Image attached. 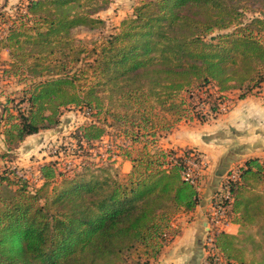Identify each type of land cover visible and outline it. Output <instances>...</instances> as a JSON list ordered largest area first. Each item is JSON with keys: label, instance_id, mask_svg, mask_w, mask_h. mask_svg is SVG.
I'll return each mask as SVG.
<instances>
[{"label": "trees", "instance_id": "16d2710c", "mask_svg": "<svg viewBox=\"0 0 264 264\" xmlns=\"http://www.w3.org/2000/svg\"><path fill=\"white\" fill-rule=\"evenodd\" d=\"M250 1L142 0L117 33L96 44L85 85H80L83 70L63 69L34 86L27 114L19 111L3 134L5 146L17 149L30 136L55 128L62 110L71 106H85L121 127L141 128L144 122L148 127V103L177 113L180 123L206 122L205 102L218 115L230 92L238 91L242 99L264 84V0H252L261 7L249 18L244 4ZM109 4L30 0L23 7L32 25L11 27L0 44L14 58L13 68H27L42 78V64H27L19 51L29 47V56L61 54L73 43L75 29L106 25L95 16ZM211 88L214 93H208L206 101L202 95ZM136 108L140 123L130 114ZM7 111L5 107L2 119ZM75 136L79 149L87 153L103 141L107 129L92 123ZM132 138L139 141L138 136ZM154 150L146 144L136 156L125 151L122 158L132 169L123 178L110 163L86 161L71 170L60 169L57 161L42 164L36 191L7 176L11 184L0 185V264L157 262L178 235L173 218L194 212L200 199L198 181L185 178L190 148ZM240 170L230 188L231 220L242 228L256 226L264 219V195L256 191V185H264V164L254 159ZM261 229L264 236V224ZM216 243L226 264L245 263L240 237L217 232ZM261 250L264 255V243ZM132 255L136 262L130 260Z\"/></svg>", "mask_w": 264, "mask_h": 264}, {"label": "rangeland", "instance_id": "374dc122", "mask_svg": "<svg viewBox=\"0 0 264 264\" xmlns=\"http://www.w3.org/2000/svg\"><path fill=\"white\" fill-rule=\"evenodd\" d=\"M28 1L30 0H0V41L7 37L11 27L20 25L21 22L32 25V22L26 19L25 8L23 7ZM141 1L109 0V6L95 16V18L105 21L106 25L99 29H90L89 27L75 29L72 35L73 43L66 46L61 54L48 55L44 53L29 56V47H26V51H19L26 58L27 64H42L39 67L40 69L44 68L42 78L33 77L27 71V68L20 66V68H13L11 64L14 58L9 50L3 48L0 44V185L3 181V185H7V183L11 184V180L12 183L15 180L26 183L30 191H36L42 183L38 174L40 172L39 167L49 161H57L59 168L65 170L70 167H80L85 161L96 165H109L107 163H110L114 170L120 174V177L123 178L132 169L131 162H125L126 159L122 158L125 151H132L133 155L136 156L146 144L149 150L155 151L154 149L157 147L160 148V146L166 145L165 138L177 126L183 123H186L184 124L186 126L191 122H198V120L184 119L180 123L177 121V113H167L161 106L148 103L146 105V115L150 118L148 127L145 126V122L142 124V129L137 127V124H128L126 127H121L115 124L110 117L96 115L95 111L93 112L85 106H71L62 110L60 122L55 128L41 130L38 134L27 138L14 150H9L4 144L3 134L7 131L9 124L16 121L19 111L27 114L29 109L28 99L34 86L40 81L49 80L63 69L70 71L83 70L84 79L80 85H85V79L91 78H88L87 70L93 62L92 51L94 47L104 38L117 33L122 22L132 18L134 9L140 5ZM245 3L244 7L247 8L249 18L254 13H259L261 7L259 2L254 3L251 0ZM207 88L205 86L200 91H205ZM208 93H214V89L211 88L210 92L208 89V92L202 95V98L206 101ZM237 95H240V93ZM228 99L230 100L229 97ZM206 104L207 102L203 106L205 107V113H203L207 119L206 122L210 121L209 123H211L213 122L212 116L216 117L215 112H212ZM152 105H154L153 109ZM5 107L8 111L2 119ZM227 110L220 111V113ZM130 114L133 115L134 122L138 121L140 123L139 118L141 115L137 108L131 110ZM192 116L196 117V112ZM92 123L104 125L107 129V136L87 154L83 153V149H79V146H77L75 135L79 128ZM132 135L134 137L138 136L139 141L137 143L132 141ZM7 176H10V181H5ZM256 191L264 195V185H256ZM263 220H260L262 224H264ZM261 223L256 226L242 228L240 240L242 242V256L245 259L244 264H261L264 260L261 250V245L264 243ZM131 257L130 260L136 262L137 256L132 255Z\"/></svg>", "mask_w": 264, "mask_h": 264}, {"label": "crops", "instance_id": "0c3cea01", "mask_svg": "<svg viewBox=\"0 0 264 264\" xmlns=\"http://www.w3.org/2000/svg\"><path fill=\"white\" fill-rule=\"evenodd\" d=\"M237 94L238 91L228 94V110L213 122L183 123L165 138L162 148L195 149L203 156L205 167L199 180V205L194 212H180L173 218L172 226L178 235L151 264H204L206 224L225 177L250 160L264 164V84L245 98ZM225 233L240 237L242 227L231 221Z\"/></svg>", "mask_w": 264, "mask_h": 264}, {"label": "built area", "instance_id": "2783aa9c", "mask_svg": "<svg viewBox=\"0 0 264 264\" xmlns=\"http://www.w3.org/2000/svg\"><path fill=\"white\" fill-rule=\"evenodd\" d=\"M230 100L222 101L219 108L220 111H224L229 108ZM217 113H215V116ZM215 117L212 116V119ZM186 170L185 178L191 182L198 181L202 174V170L205 167V161L203 156L195 149H190L188 157L185 159ZM75 168V167H74ZM68 168L69 170L74 169ZM67 169V170H68ZM40 180L41 173L38 172ZM241 170L234 169L225 177L223 188L218 191L214 196L212 210L209 214V219L206 224V239H205V253L206 261L204 264H226L225 258L217 246L216 233L226 232L231 223V206L234 202V198L230 192L231 185L236 183L240 178Z\"/></svg>", "mask_w": 264, "mask_h": 264}]
</instances>
